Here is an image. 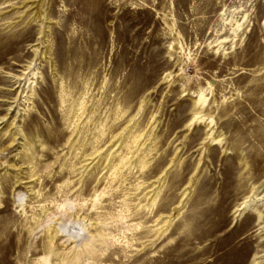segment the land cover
Segmentation results:
<instances>
[{
  "label": "rangeland",
  "instance_id": "obj_1",
  "mask_svg": "<svg viewBox=\"0 0 264 264\" xmlns=\"http://www.w3.org/2000/svg\"><path fill=\"white\" fill-rule=\"evenodd\" d=\"M0 264H264V0H0Z\"/></svg>",
  "mask_w": 264,
  "mask_h": 264
}]
</instances>
